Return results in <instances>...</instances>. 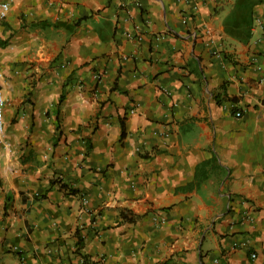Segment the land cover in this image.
I'll return each instance as SVG.
<instances>
[{
    "label": "crops",
    "instance_id": "0c3cea01",
    "mask_svg": "<svg viewBox=\"0 0 264 264\" xmlns=\"http://www.w3.org/2000/svg\"><path fill=\"white\" fill-rule=\"evenodd\" d=\"M0 2V264H264V0Z\"/></svg>",
    "mask_w": 264,
    "mask_h": 264
},
{
    "label": "trees",
    "instance_id": "16d2710c",
    "mask_svg": "<svg viewBox=\"0 0 264 264\" xmlns=\"http://www.w3.org/2000/svg\"><path fill=\"white\" fill-rule=\"evenodd\" d=\"M6 45V42L4 41H0V47H3ZM224 89V88H222ZM63 96L61 97V100H62ZM225 99V97H223ZM223 98L221 99L223 101ZM228 101H231V102H235L236 99L235 98H228L226 99ZM121 127H122V134H121V139L125 138V128H124V123L121 122ZM91 151V146L88 145V153ZM215 158L212 157L210 160H207V161H204L203 163H201L197 169H196V176H195V181L194 183L188 185L187 189H191L192 186L196 185V186H199L200 183L206 178V174L208 172V167H211L213 163H215ZM56 184H59V188L61 190H67V187L66 185L62 184L60 180L56 179V180H51L50 181V185L51 186H54ZM69 194H72V195H75V194H78L79 192L76 191V190H72V189H69ZM121 218L123 221L125 222H129V223H133L135 222V220L133 219V217L131 216L130 212H126V213H122L121 214ZM83 248V239L81 238H78V241H77V254L81 257V259L83 260V263L84 264H90L87 257L81 255L80 251L81 249Z\"/></svg>",
    "mask_w": 264,
    "mask_h": 264
},
{
    "label": "built area",
    "instance_id": "2783aa9c",
    "mask_svg": "<svg viewBox=\"0 0 264 264\" xmlns=\"http://www.w3.org/2000/svg\"><path fill=\"white\" fill-rule=\"evenodd\" d=\"M8 11H9L8 3L0 2V20H3L7 17ZM257 25L261 27V23L259 21H257ZM128 37L133 38L130 35ZM5 107H6V101L4 99L3 92H2V83H1V74H0V138H2V136L4 135V129H5V122H4ZM241 114H242L241 112H236L234 116L236 118H239L241 117ZM85 203L86 201L84 200V204ZM163 221L164 219H161V222ZM250 256L252 259L256 258V254L254 253H252Z\"/></svg>",
    "mask_w": 264,
    "mask_h": 264
}]
</instances>
